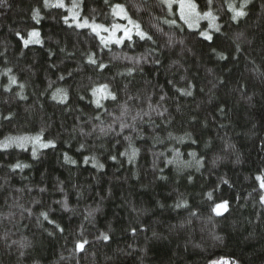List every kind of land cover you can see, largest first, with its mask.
<instances>
[{
	"label": "trees",
	"instance_id": "trees-1",
	"mask_svg": "<svg viewBox=\"0 0 264 264\" xmlns=\"http://www.w3.org/2000/svg\"><path fill=\"white\" fill-rule=\"evenodd\" d=\"M71 2L0 6V142L39 135L55 144L0 147V264H264L256 179L264 175V0H250L237 21L228 4L243 0H213L220 31L211 42L158 0H77L80 18L108 28L123 23L112 14L122 5L155 41L134 35L107 46L90 27H76ZM194 2L208 10L207 0ZM173 19L179 27L164 23ZM32 31L40 43L25 47ZM92 53L108 67L87 63ZM9 75L18 83L6 91ZM105 83L117 99L97 108L91 89ZM189 85L191 96L177 91ZM57 88L67 91L65 103L52 98ZM121 122L133 127L121 130ZM125 137L139 149L132 163L122 155ZM176 150L180 167L167 162ZM17 163L28 167L13 170ZM180 201L187 207L176 208ZM224 201L228 209L217 215ZM84 238L85 250L74 254Z\"/></svg>",
	"mask_w": 264,
	"mask_h": 264
},
{
	"label": "snow or ice",
	"instance_id": "snow-or-ice-1",
	"mask_svg": "<svg viewBox=\"0 0 264 264\" xmlns=\"http://www.w3.org/2000/svg\"><path fill=\"white\" fill-rule=\"evenodd\" d=\"M5 2H6V0H0V6H3ZM105 2L107 3V0H105ZM249 2H250V0H243V2L239 5V7H237L234 3L228 4V11H230L232 13L231 19L233 21H237L239 18L245 17L247 15V12L245 11V9H246ZM158 3L160 5L167 7L170 12L172 11L173 6L176 5L178 8V11H179L180 20H182L185 24H187L189 28H193V27L197 26L198 22L200 20H208L209 21V28L211 30H214L215 32L220 31V25L216 23V21L218 20V16L214 15V13L212 11V7H211L213 4V0H207L206 7L208 10L204 11L203 13L198 10V6L194 2V0H158ZM44 6L45 7L61 8V9L66 8L64 0H57V2L55 4H50L49 0H44ZM79 8H80V4L77 2V0H72L71 7L67 8V11L72 13L71 18L74 21H76V27H81V28L82 27H91L92 31L95 32L97 35H100L101 31L109 32L110 35L107 39L103 36L100 37L101 41L105 44V46H107V44L109 42H114L115 44L120 45L123 43V40L125 38H127L129 41H131L133 29H135V35L138 36L140 39L152 41L153 43H155L152 35H150L146 31H144L141 28L140 24L133 21L127 15L125 8L120 4L114 5L113 10H112V14H113V16H116L120 19L127 20L128 24L132 26L131 28L126 27V26H121L119 24L114 23L111 25V29H109L108 27H105L103 25H96L94 23L90 25L87 19H84L83 22L81 23L80 22V15H79V12L77 11V9H79ZM40 18L41 17L39 14V9H37V10H35V12L33 14V19H35L37 21V23H39ZM64 22L68 23V17L64 18ZM164 23H167L170 26L179 27V25L176 24L175 19L165 20ZM117 31H122L124 35L121 37H118L116 35ZM39 35L40 34L37 31H32L31 33H29L30 38L31 37H39ZM200 35L203 37L204 40L209 41V42H211L213 39V36L211 34H209L208 31H203L200 33ZM17 36H20V34L17 33ZM20 38L23 39V37H20ZM32 42L40 43L39 39H36L35 41H33L31 39L24 40L25 47H27L28 44L32 43ZM169 42H171V37L169 38ZM237 48L239 50V45H237ZM213 51L215 52V49H213ZM217 56L219 59H226L227 58L222 53H217ZM134 62L139 63V61H134ZM87 63L97 66L99 68V70H101V71H103L106 67H108L105 64L98 63V61L95 59L94 53L88 55ZM8 72L11 73V69H9ZM131 73H132V70L130 69L128 74L131 75ZM8 79H9L10 83H9V87L6 88V91H10L11 86L17 85V83H18L17 79L14 75H9ZM60 79H64V77H60ZM19 88L21 90H23L24 85L19 84ZM177 91H179L181 93V95H186V96L192 95L191 85H189V87L186 89H177ZM18 95H19L20 99L26 98L23 96L22 91ZM91 97L94 98V100H92L91 102H93L97 108H103L104 107V105L101 103L102 100L111 99L112 101H116V99H117L116 94L111 91L109 84H106V83L93 87L91 89ZM52 98L54 100H57L60 103H65L67 101V98H68L67 91L63 88H57L56 91L53 93ZM81 98L83 99V97H81ZM160 99L163 100L164 97L161 96ZM105 111H107V109H105ZM152 111H156L157 114L161 115V116H163V114H164L163 112L159 111L158 109H152ZM165 111H166V109H165ZM127 112H128V108H127V105L125 104L124 106H122V115L126 114ZM145 115H148V113H145ZM139 116H140V114L137 113V117H139ZM137 117H133V122H135ZM3 118L4 119H11V116H7V117H3ZM99 118H100L99 116L96 117V119H99ZM140 118L142 119V117H140ZM126 127H133V125H129V124H126L123 122L120 123L121 130H123ZM109 128L111 129V125L109 126ZM112 130H114V129H112ZM101 131H104V129H101ZM125 139H127L129 141V145H128L129 150H126L124 153H122V155L128 156V162L132 163L135 160V158L137 157V155L139 153V149H137L136 147L133 146L131 137H125ZM30 142H32L34 145L39 144L40 147H43V148H47L50 146L55 147V144L52 141H48L47 143H41V136H39V135L36 137H28V136H15V137H13V136H9L5 139V141L0 142V147L8 148V147H11L14 145V146L19 147V148H25L26 145ZM193 143H195L194 140H193ZM81 147H83V145ZM32 155H33V157L36 156L35 147L33 148ZM180 155L181 154L179 153V151L176 150V159L175 160H169L167 162L169 164L175 163L177 165V167H180L183 164V161L180 159ZM190 155L195 157L196 154L190 153ZM65 159H66V161H69L73 164L75 163V161H71L67 155H65ZM111 159L115 160L116 157L112 156ZM85 163H87V160H85ZM196 163L200 164L201 161H196ZM26 167H28V165L17 163L13 166V170L23 169ZM99 167L102 168L103 165H99ZM256 179L259 181L260 189L264 190V175L257 176ZM223 183L227 184L228 181L224 180ZM41 191H44V189H41ZM211 197H212V193H208V198L211 199ZM260 203L262 205H264V195L260 196ZM64 207L67 209L66 204L64 205ZM175 207L176 208L187 207V202L186 201H180L175 205ZM213 211L216 212L217 215H221L222 211H227V201L216 204L215 207L213 208ZM193 215H195V213H193ZM40 217H42L43 220L47 221L49 224L54 225L55 228L58 229L60 232L64 231V229L61 228L60 225L56 224V222L54 220L50 219L48 212L41 211ZM90 217H94L93 211H89L85 218L88 219ZM134 231L135 230H133V232ZM51 234L52 233H49V235H51ZM81 236H83V230H81ZM97 238L107 242V241H109L110 236L107 233H102ZM217 239H219V237H217ZM88 243H89V241L86 238L77 240L75 242V246L73 249L74 254L79 253V252H83L85 250V246ZM21 246L23 247L24 245H21Z\"/></svg>",
	"mask_w": 264,
	"mask_h": 264
},
{
	"label": "rangeland",
	"instance_id": "rangeland-1",
	"mask_svg": "<svg viewBox=\"0 0 264 264\" xmlns=\"http://www.w3.org/2000/svg\"><path fill=\"white\" fill-rule=\"evenodd\" d=\"M66 5V4H65ZM173 7H175L176 8V10H177V12H178V15H179V11H178V8H177V6L176 5H174ZM120 19V18H119ZM122 21H123V23L122 24H119V25H121V26H126V27H129V28H131L132 26L131 25H129L128 24V21L127 20H125V19H121ZM80 22L82 23L83 22V19L82 18H80ZM74 24H76V21H74ZM185 24V23H184ZM187 27H188V25L187 24H185ZM82 28H89V27H82ZM91 28V27H90ZM109 29H111V28H109ZM190 29H192V30H195V31H200V32H203V31H208L209 32V34H213V32H215L214 30H211L210 28H209V21L208 20H200L199 22H198V25L197 26H195V27H193V28H190ZM109 35H110V33L109 32H103V31H101L100 32V36H103V37H105L106 39L109 37ZM116 35L118 36V37H121V36H123L124 34H123V32L122 31H117V33H116ZM135 35V29H133L132 30V37ZM36 39H38L37 37H31V40H33V41H35ZM125 40H128L127 38H125L123 41H125ZM108 44H115L114 42H109ZM103 101H105V100H102L101 102H103ZM35 145H37V146H39L40 147V145L39 144H35ZM227 209H228V205H227ZM226 211H222V214H224ZM221 214V215H222Z\"/></svg>",
	"mask_w": 264,
	"mask_h": 264
}]
</instances>
